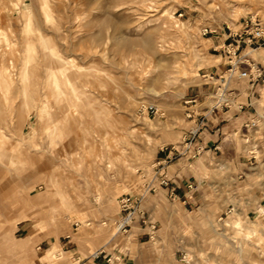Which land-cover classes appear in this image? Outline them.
<instances>
[{
	"label": "rangeland",
	"instance_id": "rangeland-1",
	"mask_svg": "<svg viewBox=\"0 0 264 264\" xmlns=\"http://www.w3.org/2000/svg\"><path fill=\"white\" fill-rule=\"evenodd\" d=\"M258 23L264 0H0V263L264 264V82L219 80L229 34ZM246 52L264 71V46ZM212 110L260 122L225 134L242 176L210 171L181 209L159 183Z\"/></svg>",
	"mask_w": 264,
	"mask_h": 264
},
{
	"label": "crops",
	"instance_id": "crops-1",
	"mask_svg": "<svg viewBox=\"0 0 264 264\" xmlns=\"http://www.w3.org/2000/svg\"><path fill=\"white\" fill-rule=\"evenodd\" d=\"M224 71V67L216 69V75H219ZM247 113L243 111H218L212 110L210 112V122L206 125L199 137L192 141L191 149L195 150L201 148L202 151L197 157V160L190 161L189 153L182 152L181 157L177 158L166 170L168 179L171 181V188L174 189L173 197H167L169 195V189L161 190L163 196L173 202L181 209H186V206L199 202L202 196L208 191L206 188L209 185L208 174L219 173L224 170L225 173L234 178L242 176L245 165L243 164L246 160L244 156L237 151V146L234 143L227 142L225 134L229 132L237 131L242 125L248 121ZM208 127V128H207ZM210 131L206 134V131ZM184 150H185V146ZM181 147V149H183ZM190 151V149H189ZM165 157V153L163 154ZM163 157V158H164ZM165 158H168L167 155ZM163 160V159H162ZM192 162V163H191ZM200 162L205 164L200 165ZM204 166H207L206 169ZM156 206L146 207L145 212L148 216V211H151V217H155ZM148 220L141 224L142 221H135L129 231L130 237L133 242L141 243V241H148L151 235L156 233L153 231L156 227H159L161 222L152 220L148 216ZM157 220V219H156ZM160 221V220H159ZM160 230V229H159ZM158 230V231H159ZM134 254L129 252L125 254L123 261L125 264H130L134 261ZM80 258H78L79 260ZM1 264V263H0ZM78 264H103V262L96 260L94 257H85L79 260Z\"/></svg>",
	"mask_w": 264,
	"mask_h": 264
},
{
	"label": "built area",
	"instance_id": "built-area-1",
	"mask_svg": "<svg viewBox=\"0 0 264 264\" xmlns=\"http://www.w3.org/2000/svg\"><path fill=\"white\" fill-rule=\"evenodd\" d=\"M206 34L207 31H204ZM229 42L225 45L224 52L227 58L229 59L227 63V69L226 73L223 76L219 77L220 82L225 87L229 85V83L233 79H238L242 81H246L251 84V86H254L258 83L264 82V71L263 68L256 62L250 60L248 57V53L246 50H257L264 46V24L258 23L252 26H244L241 29L232 32L228 36ZM220 90V89H219ZM226 92V89L221 90L220 93H218V102L224 101V93ZM232 94V93H230ZM242 109V107H240ZM156 111V110H155ZM259 116L256 118L248 119L247 122H245L242 125V128L245 131H252L259 125ZM191 138L189 142H187L184 152L185 153L189 150L192 142ZM247 140L245 139V142ZM202 149L197 148V150L194 151V153L191 155L190 158H196L200 155ZM180 153V155L182 154ZM169 180L161 179L159 186H165L166 189L169 188L168 193L169 197H173L174 195V189L171 187H168ZM154 190V188H152ZM156 190V189H155ZM154 190V191H155ZM121 208L122 211L130 210L123 218L120 219V221L117 224V231L118 232H127V228L129 227L130 223L132 222L133 215L135 213V209L131 207V204L129 203V200L125 199L121 201ZM232 210V209H231ZM144 223L146 222L143 221ZM103 251H99L96 257L99 256ZM113 258L110 257L107 259V264H119L120 259L119 258Z\"/></svg>",
	"mask_w": 264,
	"mask_h": 264
},
{
	"label": "bare ground",
	"instance_id": "bare-ground-1",
	"mask_svg": "<svg viewBox=\"0 0 264 264\" xmlns=\"http://www.w3.org/2000/svg\"><path fill=\"white\" fill-rule=\"evenodd\" d=\"M126 44H128L127 43V41H126ZM152 45H153V40H152V37L151 36H146V37H144V38H142V40L140 41V47H141V49H143L144 51H148V50H150L151 48H152ZM66 67H68V66H66ZM62 70H66V69H62ZM61 71V70H60ZM60 71H58V72H60ZM55 74H56V72H55ZM63 75V74H62ZM66 76V75H65ZM62 77H64V76H62ZM68 79V78H67ZM54 80V79H53ZM32 85V84H31ZM68 85H70V84H68ZM57 86H59V85H57ZM59 88V87H58Z\"/></svg>",
	"mask_w": 264,
	"mask_h": 264
}]
</instances>
